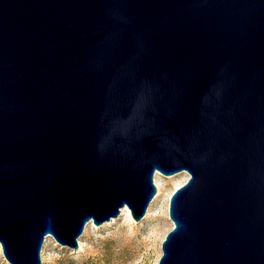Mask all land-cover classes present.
Returning <instances> with one entry per match:
<instances>
[{"label": "water", "instance_id": "obj_1", "mask_svg": "<svg viewBox=\"0 0 264 264\" xmlns=\"http://www.w3.org/2000/svg\"><path fill=\"white\" fill-rule=\"evenodd\" d=\"M189 174L156 264H264V0H0V247L50 235Z\"/></svg>", "mask_w": 264, "mask_h": 264}, {"label": "rangeland", "instance_id": "obj_2", "mask_svg": "<svg viewBox=\"0 0 264 264\" xmlns=\"http://www.w3.org/2000/svg\"><path fill=\"white\" fill-rule=\"evenodd\" d=\"M161 190L150 201L144 216L135 221L122 208L117 216L96 225L88 221L78 239V247L61 246L47 235L41 248V264H156L161 255V242L173 223L168 215L172 192L189 178L186 171L172 175L156 173ZM0 264H9L0 247Z\"/></svg>", "mask_w": 264, "mask_h": 264}, {"label": "bare ground", "instance_id": "obj_3", "mask_svg": "<svg viewBox=\"0 0 264 264\" xmlns=\"http://www.w3.org/2000/svg\"><path fill=\"white\" fill-rule=\"evenodd\" d=\"M156 173H159V172L156 171L155 174H154V184H155L156 191H157V193H156V195L154 196V198H156V197L159 195L160 190H161L160 184L157 182V178L155 177V176H156ZM124 209L127 211V213H128L129 215H131V214H130V211H129V209H128L127 207H124Z\"/></svg>", "mask_w": 264, "mask_h": 264}, {"label": "trees", "instance_id": "obj_4", "mask_svg": "<svg viewBox=\"0 0 264 264\" xmlns=\"http://www.w3.org/2000/svg\"><path fill=\"white\" fill-rule=\"evenodd\" d=\"M74 260H70V259H68V260H66V261H64L62 264H74Z\"/></svg>", "mask_w": 264, "mask_h": 264}]
</instances>
